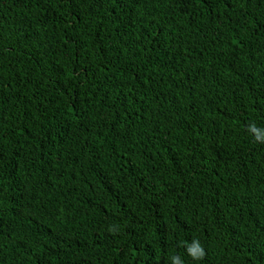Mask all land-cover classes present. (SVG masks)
<instances>
[{
	"label": "trees",
	"instance_id": "trees-1",
	"mask_svg": "<svg viewBox=\"0 0 264 264\" xmlns=\"http://www.w3.org/2000/svg\"><path fill=\"white\" fill-rule=\"evenodd\" d=\"M251 123L264 0H0V264H264Z\"/></svg>",
	"mask_w": 264,
	"mask_h": 264
},
{
	"label": "clouds",
	"instance_id": "clouds-1",
	"mask_svg": "<svg viewBox=\"0 0 264 264\" xmlns=\"http://www.w3.org/2000/svg\"><path fill=\"white\" fill-rule=\"evenodd\" d=\"M248 132L253 135L254 140L258 143H264V128L258 127L255 123L248 125ZM187 254L194 260H202L206 256V251L198 239L191 242H184ZM172 264H183L180 257L173 255L171 257Z\"/></svg>",
	"mask_w": 264,
	"mask_h": 264
}]
</instances>
